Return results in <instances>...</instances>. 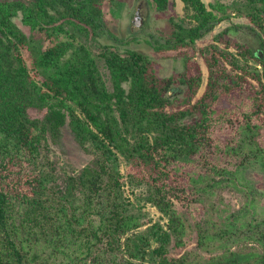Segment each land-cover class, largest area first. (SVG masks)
<instances>
[{"label": "trees", "instance_id": "16d2710c", "mask_svg": "<svg viewBox=\"0 0 264 264\" xmlns=\"http://www.w3.org/2000/svg\"><path fill=\"white\" fill-rule=\"evenodd\" d=\"M103 1L0 0V264H137L149 253L152 264H185L186 257L168 255L173 238L177 246L187 244L188 227L176 202L192 211L187 197L196 193L198 201L224 185L257 192L246 170L264 174V117L258 115L264 113V95H259L264 89L251 97L255 102L242 96L244 111L221 102L253 90L242 76L259 79L260 73L241 68L240 77L220 81L227 77L221 73L196 102L197 82L187 78V107L179 109L174 102L179 97L169 93L177 90L175 78L159 77L148 54L121 53L109 45L94 51L92 38L113 34L103 28ZM154 1L162 11L170 3ZM182 1L195 24L173 20L171 36L148 41L158 53L190 45L201 30L210 31L226 18L228 6L211 4L224 13L219 18L202 0ZM234 9L261 31L264 49V0ZM33 110L40 115L33 117ZM235 124L238 140L223 143L218 133ZM68 130L94 155L81 168L61 167L52 156ZM224 155L241 160L230 168L213 159ZM123 159L130 181L146 185L145 199L167 216L166 227L156 222L140 230L141 210L134 211L125 195ZM253 203L252 197L247 207ZM243 215L239 210L220 216L216 226L204 229L198 224L201 245L232 233L239 242L247 225L252 233L246 238L264 249V220L238 223ZM258 263L264 264V252L233 251L202 264Z\"/></svg>", "mask_w": 264, "mask_h": 264}, {"label": "rangeland", "instance_id": "374dc122", "mask_svg": "<svg viewBox=\"0 0 264 264\" xmlns=\"http://www.w3.org/2000/svg\"><path fill=\"white\" fill-rule=\"evenodd\" d=\"M115 1L124 0H104L102 3V9L104 13L105 25L109 29L115 39L100 35L90 40L92 48L96 52L103 50V45H109V47L125 53L128 49H138L153 58V66L159 77H171L177 80L176 86H182L185 89L186 85L182 81L197 78L200 76V86L196 89V94L192 98V102H196L199 98L204 96L207 90V82L210 76V80L219 79L220 74L227 75L226 78L219 79L220 81H228L229 76L240 77L242 74L241 68H247L248 71L258 70L261 72L259 63L247 56L249 48H253L261 41V31L256 28V25L250 21L246 16L238 15L235 11L236 6H245L249 0H202L208 10H212L217 17H222L226 14V18L217 22L216 26L212 30L203 33L202 36L197 38L195 43L180 47L177 50H166L163 53H158L154 48L149 47L148 40L155 38L164 41L167 37L171 36L174 29V25L171 23V17H175L178 22H184L183 25L195 24L194 19L189 16V10L186 9L182 0H170V7L166 10H159L154 0H127L129 9L125 10V6H117ZM214 5L228 6L226 11H222L211 7ZM140 6L141 16L139 25L133 24L134 13ZM137 20V22H138ZM19 22V21H18ZM21 25V24H20ZM22 26V25H21ZM237 30L239 31H235ZM27 32L28 27H23ZM232 29V30H228ZM234 29V30H233ZM232 40L233 43L228 45L226 40ZM235 43H242L244 48L235 46ZM245 44V45H244ZM183 52V53H182ZM246 53V56L243 53ZM216 58V60H214ZM212 62V65L209 64ZM214 62V63H213ZM99 65L103 72L104 78L108 84V87L112 89V84L109 78V71L104 66L103 59L99 61ZM244 80H247L252 84L253 90L247 91L246 96L252 102H255L254 96H256L258 89L261 85L250 82L253 80L251 75L242 76ZM175 86V87H176ZM259 87V88H258ZM180 88L172 93V96L179 97L174 102L179 105V109L187 107V104L183 102V99L187 97V92H190V88L180 92ZM245 90V89H244ZM244 90L241 93H236L238 100H229L224 98L221 102L223 107H233L237 110L242 109L244 102ZM253 97V99L251 98ZM262 98V97H261ZM261 100V99H259ZM237 104V107H236ZM31 115L39 116V112L33 110ZM261 118V117H260ZM193 118H190L191 121ZM225 126V125H223ZM236 128L235 126L226 125L222 132L218 133L219 139L226 143L227 141L237 139L238 134L232 133ZM216 136V135H215ZM238 140V139H237ZM62 146H53L52 156L57 158L58 164L61 167L66 168H81L88 164L94 157L93 154L86 153L80 148L73 140L71 133L65 131L62 138ZM211 158H213L211 156ZM217 161L223 160V164L234 168L235 161H240L241 157L224 155V158H213ZM192 168V166L190 165ZM189 170H191V168ZM195 167V166H194ZM121 171L124 174V190L125 195L133 203V209L136 212L141 210L143 216L144 225L140 228L141 231H146L152 224L159 222L164 227L167 225L168 218L157 207L145 199L148 187L146 185L139 186L136 181H130L128 173V167L123 159L121 164ZM246 174L252 175L256 188L258 190L255 195L254 206L246 216L247 219L253 218L254 221L264 219V174L259 173L258 169L249 167L246 170ZM198 196L190 195L187 197V201H192V211H188L185 207H182L178 202L176 205L182 212L186 223L188 225L187 244L183 246H177L175 239L173 238L168 246V255L174 258H180L181 256L188 257V261L185 264H194L196 261H203L205 258H209L212 255L220 254L224 251V247H220L221 241L213 240L208 244V249L203 248L198 244V226L207 228L213 227L215 221H220V216H230L237 213L238 210L244 209L246 201L250 199V190L245 185H239L234 187L232 185H224L216 187L211 190L210 194L202 196L200 200L195 201ZM223 217V219H224ZM245 218V219H246ZM199 224V225H198ZM216 226V225H214ZM226 241V240H225ZM251 240H244V249L249 247H258L259 245ZM227 243H232L231 240H227ZM155 245V244H154ZM238 245H232V250H237ZM260 249V246H259ZM261 250V249H260ZM205 258H203V257ZM133 261V260H132ZM137 264H152L150 253L146 256L144 261L136 260ZM60 264L59 260L57 262ZM55 260L48 264H57Z\"/></svg>", "mask_w": 264, "mask_h": 264}, {"label": "flooded vegetation", "instance_id": "af4514ba", "mask_svg": "<svg viewBox=\"0 0 264 264\" xmlns=\"http://www.w3.org/2000/svg\"><path fill=\"white\" fill-rule=\"evenodd\" d=\"M119 2V1H118ZM120 3V5L121 6H125V10L127 9H129V5L127 4V0H124V1H120L119 2ZM156 3V2H155ZM156 6H157V3H156ZM168 7H170V5L168 6ZM168 9V8H167ZM141 9H140V6L137 8V10L135 11V13H134V20H133V24H135V25H139V22H140V20H138L139 19V17L141 16ZM138 18V19H137ZM171 23H172V25H174L173 24V20L174 21H176L175 20V17H171ZM137 20H138V22H137ZM176 22H178V21H176ZM105 30L104 31H107V30H109V29H107L106 28V25H104V27H103ZM236 30V32L237 31H239V30H237V28H235ZM212 30V29H211ZM228 30H232V29H228ZM234 30V29H233ZM110 31V30H109ZM111 32V31H110ZM107 36L109 37V38H112V39H115V36L113 35V34H109V33H107ZM199 38V37H198ZM154 39L155 38H150L148 41H150V42H154ZM197 40V38L195 39V41ZM195 41L193 42V43H195ZM237 44L238 45H243L242 43H235V46L237 47ZM231 45V44H230ZM245 45V44H244ZM149 47L151 48L152 47V45H151V43H149ZM239 47V46H238ZM244 47V46H243ZM153 48V47H152ZM240 48V47H239ZM177 50V49H176ZM249 50L250 51H253V52H255V53H257L261 58H263L264 59V49H263V46H262V42L261 41H259L258 42V45L257 46H255V47H253V48H249ZM245 56H246V53L244 52L243 53ZM248 55L247 56H249V55H251V53H247ZM150 56V55H149ZM246 56V57H247ZM151 57V56H150ZM152 58V57H151ZM249 58H251V59H253V60H255L256 62H258L259 63V67L262 69L261 70V72H259L258 70H256L257 72H259L260 73V78L259 79H257V78H254L253 77V80H250V82H252V83H255V84H258V85H261L260 86V88L259 89H264V64L263 63H261L259 60H257V59H255L254 57H250L249 56ZM153 59V58H152ZM154 62V61H153ZM172 77V76H171ZM174 77V76H173ZM194 81V82H197V85H196V89H198L199 88V86H200V83H201V81H200V76L198 77V79L197 78H193V79H190L189 81ZM214 81V79H213V75H212V79L210 80V76H209V79H208V82H207V87L209 86V83L210 82H213ZM176 82H177V80L175 79V81H174V83H173V87L175 88V84H176ZM182 83L184 84V85H186V87H185V89H187V88H189L188 87V85H187V80H185V81H182ZM246 86V85H245ZM247 86H249V87H253L252 86V84L251 83H249ZM177 87V90H178V88H180L181 90H179L180 92H183L185 89H183L182 88V86H176ZM247 91H251V89L250 90H247ZM247 91L246 90H244V97L248 100V96H246V94H247ZM175 92V91H174ZM169 93L172 95V93H173V91L172 90H170L169 91ZM259 95L260 96H263L264 95V92L262 91V92H260L259 93ZM226 96V95H225ZM236 96H237V94H236ZM223 98H228L227 96L226 97H223ZM197 101V100H196ZM250 102H252V101H250ZM226 108H229V107H226ZM242 111H244V107L242 106V109H241ZM258 115L261 117V119H262V117H264V113H263V111H261V112H259L258 113ZM260 173V172H259ZM246 175H249V174H246ZM253 182H255L254 181V179H253V177H252V175H249L248 176ZM257 192H258V190H257ZM257 192H256V194H257ZM255 194V195H256ZM255 195H253V194H250V199L249 200H247L246 201V205L244 206V209H240V210H243V213H244V215H243V217H241V220L238 222V223H243L242 221H244V223H247V222H250V221H252L253 223H257V222H261V221H263L264 219H262V220H259V221H254V219L253 218H251V219H247L246 218V216L248 215V213H249V211H251V208L254 206V203H253V205H251V207H247V203L251 200V198L253 197L254 198V202H255ZM239 211V210H238ZM246 218V219H245ZM187 224V223H186ZM187 227H188V225H187ZM199 227V226H198ZM209 227V226H208ZM207 227V228H208ZM203 229H204V227H203ZM198 230V229H197ZM243 230L245 231L244 232V234H241L240 235V241L239 242H234L233 240H236L237 239V236H238V234H236V233H232V234H227L226 236H224V237H221V238H217V239H214V240H219V241H221V243L219 244V246L220 247H224V251L222 252V253H220V254H216V255H212V256H210L209 258H205V257H203V258H205L203 261H196L194 264H202V263H204V262H206L207 260H209L210 258H213V257H219V256H223V255H229L230 253H232L233 251H241V252H250V251H257L258 253H263L264 252V249H263V246L259 243V242H257L256 240H253V239H249V240H251V241H254V242H256L259 246H260V249H259V246L258 247H256V246H254V247H249L248 249H244V246H243V241L244 240H248L246 237H249V235L252 233V231H251V229H249V227L246 225V226H244V228H243ZM187 234H188V228H187ZM187 234H186V237H187ZM234 237H236V238H234ZM175 239V238H174ZM187 240V239H186ZM227 240H231L232 241V243L230 244V243H227L226 241ZM211 241H213V240H209L205 245H201V243H200V241H199V233H198V244L200 245V246H202L203 248H206V249H208L207 247H208V244L211 242ZM250 241V242H251ZM176 244V243H175ZM238 245L239 247H238V249L237 250H232V245ZM181 257H184V256H181ZM180 257V258H181ZM172 258H174V257H172ZM187 261H188V257H186L185 258V263H187ZM258 264H261V263H258Z\"/></svg>", "mask_w": 264, "mask_h": 264}]
</instances>
